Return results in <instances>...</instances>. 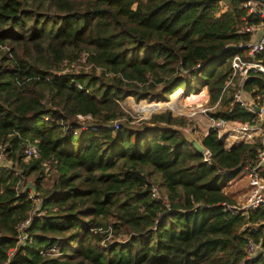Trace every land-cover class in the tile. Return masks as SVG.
<instances>
[{
  "label": "trees",
  "instance_id": "obj_1",
  "mask_svg": "<svg viewBox=\"0 0 264 264\" xmlns=\"http://www.w3.org/2000/svg\"><path fill=\"white\" fill-rule=\"evenodd\" d=\"M245 1L0 0V264H264V206L225 192L259 138L227 147L210 128L204 154L190 118L121 105L206 87L207 118L255 122L233 94L264 105V76L226 86L262 20Z\"/></svg>",
  "mask_w": 264,
  "mask_h": 264
},
{
  "label": "built area",
  "instance_id": "obj_2",
  "mask_svg": "<svg viewBox=\"0 0 264 264\" xmlns=\"http://www.w3.org/2000/svg\"><path fill=\"white\" fill-rule=\"evenodd\" d=\"M243 6L249 13L258 12L262 20L259 24H246L240 29L241 32L250 33L251 39L246 43H239L236 45L237 48H242L244 53H237L230 60L232 73L228 77L226 86L232 84L236 76L244 78L249 73H261L264 76V63L261 60L252 59L254 54L264 52V4L257 6L253 0H246ZM233 100L234 102H239L242 108H248L257 113L250 105L253 101L246 97V94L241 88L235 90ZM205 103H208V100H205L203 104ZM230 105H232V103H230ZM207 109L210 108L203 107V109L199 111L205 114ZM197 112L198 111H195V113ZM79 117L82 119L89 118L88 116ZM208 120V128L203 132V135H206L208 130L213 128L217 130L219 137L225 142L227 147L239 143H254L258 139L255 138V135L259 137L263 146L258 151L255 164L244 166V173L247 177L249 186L246 200L241 206L232 205L231 207L234 211H246L258 208L259 206H264V178L259 175L260 169L264 166V105L260 106V111L257 113V119L253 123H241L220 117H209ZM117 124V122L113 123L115 128L118 127ZM83 128H85V126H83ZM206 152L207 151L205 150L203 153L206 154ZM26 153L29 156H36V149L31 146L26 150ZM254 249L255 245L252 242H249L248 251L252 253Z\"/></svg>",
  "mask_w": 264,
  "mask_h": 264
},
{
  "label": "rangeland",
  "instance_id": "obj_3",
  "mask_svg": "<svg viewBox=\"0 0 264 264\" xmlns=\"http://www.w3.org/2000/svg\"><path fill=\"white\" fill-rule=\"evenodd\" d=\"M201 89L205 91L202 93H205L207 95V98L205 100H209V94H208L207 88L202 87L200 88V90ZM183 90L184 89L182 86L177 88L173 93H171L168 96V100L166 101H151L150 102L146 100H141L138 102V101H135L134 98L132 97H127L124 100H122L121 105L125 109V111L128 112L132 118H134L135 123H138V121L140 120H147L151 117L152 114L161 113L166 110H170L173 116H182V117L190 118L194 122L193 127L192 126L182 127L181 132L185 134L186 136H189V133H190L191 135H193V137L197 138L200 141V137L202 133L208 128L209 120L207 118V115L200 112L199 110L203 109V107L207 108L208 105L207 103L203 104L205 100H202L200 103L196 102V101H200L201 99L196 100L195 102L190 101L189 99H187V97L189 96L185 94ZM175 93H178V94L176 95ZM196 93L192 92L190 94H196ZM173 94L177 96L176 107H172L171 105V107L168 106L166 109L162 108V109H153V110H146V107L145 108L143 107L145 104L148 105L151 103L169 104L173 101L175 103L176 96ZM258 106L260 107V105ZM195 111H198V112L195 113ZM255 138H259V137L255 135ZM1 159L2 158H0V160ZM248 189H249L248 180L243 170V173L241 175H239L238 177L230 181L229 185L225 188V192H227L235 200L234 204L236 206H241L246 200Z\"/></svg>",
  "mask_w": 264,
  "mask_h": 264
},
{
  "label": "water",
  "instance_id": "obj_4",
  "mask_svg": "<svg viewBox=\"0 0 264 264\" xmlns=\"http://www.w3.org/2000/svg\"><path fill=\"white\" fill-rule=\"evenodd\" d=\"M253 1H256V2H259V3H262V4H264V0H253ZM250 105H251V107H252V109L254 110V111H256V112H259L260 111V107L259 106H257L254 102H251L250 103ZM156 106H157V104L156 103H151V104H148V105H144L143 107L145 108H147V107H149L151 110H153V107H155L156 108ZM164 108L166 109L167 108V106H164ZM185 135V134H184ZM185 137H186V139L196 148V150L198 151V152H200V153H203L204 151H205V148H204V146L201 144V142L197 139V138H195V137H193V135H191L190 133H189V136H186L185 135Z\"/></svg>",
  "mask_w": 264,
  "mask_h": 264
},
{
  "label": "bare ground",
  "instance_id": "obj_5",
  "mask_svg": "<svg viewBox=\"0 0 264 264\" xmlns=\"http://www.w3.org/2000/svg\"><path fill=\"white\" fill-rule=\"evenodd\" d=\"M203 92H205V91H203ZM206 98H207V95L205 93H202V95L200 97L193 98L190 101L195 102L196 100L201 99L200 101H196V102L200 103L202 100H205ZM176 103H177V96H176V99H175V103L171 102L169 104H157L156 108L153 107V109H162V108H164V106H167V107L170 106L171 107V105H172V107H176ZM146 110H151V109L149 107H147Z\"/></svg>",
  "mask_w": 264,
  "mask_h": 264
},
{
  "label": "crops",
  "instance_id": "obj_6",
  "mask_svg": "<svg viewBox=\"0 0 264 264\" xmlns=\"http://www.w3.org/2000/svg\"><path fill=\"white\" fill-rule=\"evenodd\" d=\"M201 95H202V94H201ZM201 95H200V96H201ZM200 96H197V97H200ZM197 97L194 96V98H197ZM187 99L192 100L193 97H191V98L189 97V98H187ZM173 102H174V101H173ZM257 106H258V105H257ZM257 113H258V112H257Z\"/></svg>",
  "mask_w": 264,
  "mask_h": 264
}]
</instances>
